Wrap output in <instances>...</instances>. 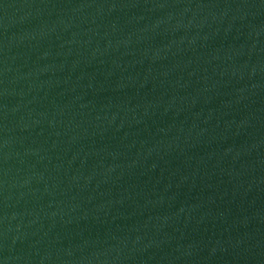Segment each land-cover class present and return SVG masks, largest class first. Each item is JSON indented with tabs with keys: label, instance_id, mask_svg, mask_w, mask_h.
<instances>
[{
	"label": "water",
	"instance_id": "95a60500",
	"mask_svg": "<svg viewBox=\"0 0 264 264\" xmlns=\"http://www.w3.org/2000/svg\"><path fill=\"white\" fill-rule=\"evenodd\" d=\"M157 0H0V264H100Z\"/></svg>",
	"mask_w": 264,
	"mask_h": 264
}]
</instances>
